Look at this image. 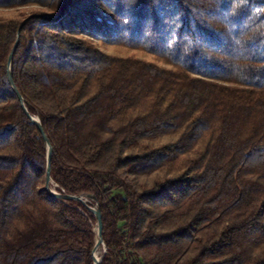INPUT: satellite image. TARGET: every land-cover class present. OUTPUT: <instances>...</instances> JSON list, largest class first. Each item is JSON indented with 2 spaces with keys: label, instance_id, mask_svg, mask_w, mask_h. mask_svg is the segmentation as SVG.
<instances>
[{
  "label": "trees",
  "instance_id": "trees-1",
  "mask_svg": "<svg viewBox=\"0 0 264 264\" xmlns=\"http://www.w3.org/2000/svg\"><path fill=\"white\" fill-rule=\"evenodd\" d=\"M63 2L0 0V264H95L28 113L100 264H264V0Z\"/></svg>",
  "mask_w": 264,
  "mask_h": 264
},
{
  "label": "water",
  "instance_id": "water-1",
  "mask_svg": "<svg viewBox=\"0 0 264 264\" xmlns=\"http://www.w3.org/2000/svg\"><path fill=\"white\" fill-rule=\"evenodd\" d=\"M67 3H68V0H64L63 2V6L61 8V11L60 13L58 14L61 15L66 6H67ZM35 16H38V14H34ZM25 22V21H24ZM23 22V23H24ZM19 32H20V29H19ZM19 32H18V37H17V40H16V43L15 45L13 46L12 48V51L10 53V56H9V69H8V77H9V81L12 85V87L14 88V90L16 91V93L18 94L21 102H22V106L23 108L27 111V108L25 106V103H24V100H23V97L22 95L19 93V91L17 90L16 86H15V83H14V80H13V76H12V73H11V60H12V57L14 55V52L16 50V47L18 45V42H19ZM29 116L31 117L32 121L35 122L39 129L41 130L43 136H44V139L46 140V144H47V151H48V154H47V171H46V184H45V188L55 197H62V198H65V199H69V200H77V201H80L82 202L83 204H85V206L95 215L96 217V234H97V237H96V241H95V246H94V250H93V254H94V260H95V264H100L101 261H102V258H103V255L101 257H98L95 252L97 250V248L100 246V245H103L104 247V253L106 252L107 248H106V245L104 243V240H103V236H102V232H103V220H102V214H101V209H100V206L98 204V200L96 198L95 195L93 194H81V195H75V194H61L60 192H58L56 190V188H54L52 186V184H54L55 186H57V184L54 183L53 179H52V176H51V159H52V147L48 141V138L47 136L45 135V132H44V129L42 127V124L40 122V119L38 116H33L31 115L30 113H28Z\"/></svg>",
  "mask_w": 264,
  "mask_h": 264
},
{
  "label": "rangeland",
  "instance_id": "rangeland-1",
  "mask_svg": "<svg viewBox=\"0 0 264 264\" xmlns=\"http://www.w3.org/2000/svg\"><path fill=\"white\" fill-rule=\"evenodd\" d=\"M104 49H105L106 51H109V52H116V51H117L116 48H114V47H108V46H105ZM119 51H122V50L119 49ZM52 186H53L54 188H56V186H55L54 184H52ZM95 231H96V225H95ZM100 247H101V248H100ZM96 253H98L99 257H101V256L104 254V247H103V245H100V246L97 248Z\"/></svg>",
  "mask_w": 264,
  "mask_h": 264
},
{
  "label": "bare ground",
  "instance_id": "bare-ground-1",
  "mask_svg": "<svg viewBox=\"0 0 264 264\" xmlns=\"http://www.w3.org/2000/svg\"><path fill=\"white\" fill-rule=\"evenodd\" d=\"M97 231V230H96ZM101 248V247H100ZM95 254L99 257L98 253L95 252Z\"/></svg>",
  "mask_w": 264,
  "mask_h": 264
}]
</instances>
